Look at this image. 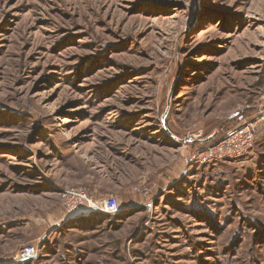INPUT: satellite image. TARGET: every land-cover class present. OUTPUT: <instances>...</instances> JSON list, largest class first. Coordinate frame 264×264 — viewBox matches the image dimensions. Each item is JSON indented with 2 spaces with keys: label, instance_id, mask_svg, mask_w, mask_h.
Instances as JSON below:
<instances>
[{
  "label": "rangeland",
  "instance_id": "374dc122",
  "mask_svg": "<svg viewBox=\"0 0 264 264\" xmlns=\"http://www.w3.org/2000/svg\"><path fill=\"white\" fill-rule=\"evenodd\" d=\"M262 115L264 0H0V264H264V126L182 173ZM76 187L124 210L67 220Z\"/></svg>",
  "mask_w": 264,
  "mask_h": 264
},
{
  "label": "built area",
  "instance_id": "2783aa9c",
  "mask_svg": "<svg viewBox=\"0 0 264 264\" xmlns=\"http://www.w3.org/2000/svg\"><path fill=\"white\" fill-rule=\"evenodd\" d=\"M262 126H264V115L231 127L221 139L214 143L198 146L190 150L186 156L185 166L182 171L183 175L190 174L196 166L243 159L253 149ZM134 190L148 200L145 203V207L150 210L153 206L150 188L147 186L135 187ZM61 197L62 204L67 212V220L90 213L117 216L124 210L116 196L110 195L102 199H94L84 187L65 189L61 192ZM38 256V246H26L17 255L15 262L29 263L36 260Z\"/></svg>",
  "mask_w": 264,
  "mask_h": 264
},
{
  "label": "water",
  "instance_id": "95a60500",
  "mask_svg": "<svg viewBox=\"0 0 264 264\" xmlns=\"http://www.w3.org/2000/svg\"><path fill=\"white\" fill-rule=\"evenodd\" d=\"M216 135H217V133L211 135L210 137H208L206 139L201 140V143L207 144V143L211 142L216 137Z\"/></svg>",
  "mask_w": 264,
  "mask_h": 264
},
{
  "label": "trees",
  "instance_id": "16d2710c",
  "mask_svg": "<svg viewBox=\"0 0 264 264\" xmlns=\"http://www.w3.org/2000/svg\"><path fill=\"white\" fill-rule=\"evenodd\" d=\"M215 141H213V142H211V143H214ZM257 142V141H256ZM211 143H207V144H211ZM203 145H206V144H203ZM203 145H201V146H203Z\"/></svg>",
  "mask_w": 264,
  "mask_h": 264
},
{
  "label": "crops",
  "instance_id": "0c3cea01",
  "mask_svg": "<svg viewBox=\"0 0 264 264\" xmlns=\"http://www.w3.org/2000/svg\"><path fill=\"white\" fill-rule=\"evenodd\" d=\"M259 137V136H258Z\"/></svg>",
  "mask_w": 264,
  "mask_h": 264
}]
</instances>
